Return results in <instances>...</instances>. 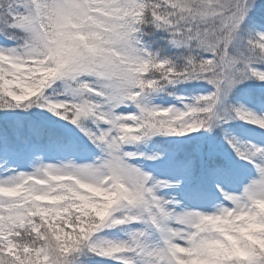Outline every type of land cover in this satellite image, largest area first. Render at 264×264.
I'll return each instance as SVG.
<instances>
[{"label":"snow or ice","instance_id":"6c2138e0","mask_svg":"<svg viewBox=\"0 0 264 264\" xmlns=\"http://www.w3.org/2000/svg\"><path fill=\"white\" fill-rule=\"evenodd\" d=\"M0 264H264V0H0Z\"/></svg>","mask_w":264,"mask_h":264}]
</instances>
